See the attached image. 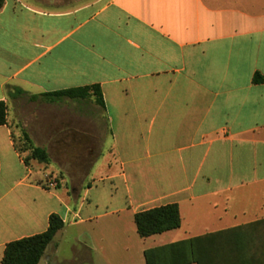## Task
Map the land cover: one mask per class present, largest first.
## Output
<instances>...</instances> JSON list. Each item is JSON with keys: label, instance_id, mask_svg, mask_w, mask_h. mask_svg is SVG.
<instances>
[{"label": "crops", "instance_id": "1", "mask_svg": "<svg viewBox=\"0 0 264 264\" xmlns=\"http://www.w3.org/2000/svg\"><path fill=\"white\" fill-rule=\"evenodd\" d=\"M95 84L108 134L91 173L108 171L69 195L45 185L12 134L31 96ZM0 101V264L53 214L64 228L39 264H145L146 250L264 219V0H6ZM171 204L181 227L140 238L135 215ZM103 217H127L137 247L94 237Z\"/></svg>", "mask_w": 264, "mask_h": 264}, {"label": "rangeland", "instance_id": "2", "mask_svg": "<svg viewBox=\"0 0 264 264\" xmlns=\"http://www.w3.org/2000/svg\"><path fill=\"white\" fill-rule=\"evenodd\" d=\"M83 1L89 3L91 0ZM25 105L28 106L24 111L25 115L18 122L20 132L12 134V137L24 160L29 158L34 148H40L47 153L48 161L45 163L28 161V165H37L43 173L45 185L50 188L67 187L69 195L76 191V196H79L88 185L93 184L92 179L95 176L108 171L106 165L101 164L91 173L102 153L103 142L108 134L103 112L94 100H65L53 104L40 100L27 102ZM9 116L11 123L16 124L12 102H9ZM104 207L105 204L93 210L101 212ZM84 212L86 213V210ZM96 222L97 227L90 232L94 237H123L127 242H131L133 247H137V236L131 235L132 229L127 217L123 221L116 217H103ZM86 230L84 225L68 227V234L60 237L72 238L88 232Z\"/></svg>", "mask_w": 264, "mask_h": 264}, {"label": "trees", "instance_id": "3", "mask_svg": "<svg viewBox=\"0 0 264 264\" xmlns=\"http://www.w3.org/2000/svg\"><path fill=\"white\" fill-rule=\"evenodd\" d=\"M6 0H0V11ZM255 82L261 81L256 75ZM18 95L24 94L17 89ZM42 99L47 103H59L65 100L84 102L94 100V103L105 109V101L100 85L65 89L31 96V101ZM8 107L5 101H0V127L7 125ZM40 163L48 161L47 153L34 148L27 160ZM137 233L140 238H149L181 227V213L177 204L153 208L139 212L134 217ZM64 228V221L57 215H51L46 232L32 237L23 238L6 246L2 264H39L47 247L56 235ZM207 239V244L203 240ZM189 245V255L177 259L180 249ZM145 264H264V219L209 233L189 241L174 243L145 251Z\"/></svg>", "mask_w": 264, "mask_h": 264}]
</instances>
